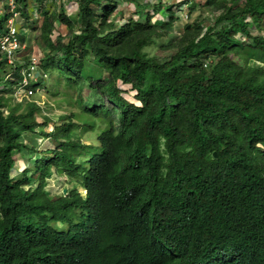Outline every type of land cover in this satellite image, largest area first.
Returning a JSON list of instances; mask_svg holds the SVG:
<instances>
[{
  "label": "trees",
  "instance_id": "16d2710c",
  "mask_svg": "<svg viewBox=\"0 0 264 264\" xmlns=\"http://www.w3.org/2000/svg\"><path fill=\"white\" fill-rule=\"evenodd\" d=\"M126 1L138 19L121 0H78L77 19L35 1L48 51L33 78L27 51L0 53V264H264V0L193 4L213 19L182 32L175 3ZM62 81L77 111L22 165V136L50 123L35 96ZM60 176L86 194L53 199Z\"/></svg>",
  "mask_w": 264,
  "mask_h": 264
},
{
  "label": "rangeland",
  "instance_id": "374dc122",
  "mask_svg": "<svg viewBox=\"0 0 264 264\" xmlns=\"http://www.w3.org/2000/svg\"><path fill=\"white\" fill-rule=\"evenodd\" d=\"M141 1H147V0H141ZM156 1L157 0H152L151 2L156 3ZM166 1H168V0H166ZM169 1L172 3H175L178 6V7L176 5L172 6V8H173L172 10L174 12H176L178 14V16L180 15V17H181V19L178 21L179 24L178 23L176 24V28L179 29V32H182L181 28H183V26L186 25V23H188V22L192 23L193 21H196V19L199 21V20H202L205 18L204 19V25H207L208 22L212 21L211 19H213V15L210 13V11L206 7L205 8L196 7L193 10V13L190 14L189 8H188L190 5L185 6V7L182 6V8H181V4L178 5L179 0H169ZM206 1L207 0H197L193 4L204 5L206 3ZM62 2H63V0H62ZM46 3H45V6H46ZM48 3H49V1H48ZM128 3H129L128 5H126V4L121 5L118 10H120L121 8H122V10L129 8L131 11H134L135 8L133 7L132 3L131 2H128ZM27 4H29V8L27 9L29 13L27 12V15L21 16V18L23 20L21 23V26L25 25L27 27V24H28V28L26 29V32H25L27 35V39L25 42L27 44V48L23 52L27 51L29 53L30 59L33 56L36 57L37 59H39L40 57H42V54H45V52L48 51V48L43 43V40L41 37V30L39 28H37L38 24L33 22V18H35L38 15L35 13H32V12H35V8H33V9L30 8L32 6L31 0H29L27 2ZM56 4H58V2ZM64 4L66 5L65 8H71L72 10H75V8H76V6L73 4H70V2L62 3V5H64ZM193 4H191V5H193ZM53 6L57 7L55 4H50V3L47 4V10L53 9ZM55 7L53 9L54 12H56ZM162 8H164V10L162 9V11H160V15H162L164 18H166L167 13H168V9H170V6L168 4H163ZM181 9H183V10L181 11ZM130 10H127L126 13H124V19L126 20V19H129L131 17L138 19V16L133 15V12H131ZM100 11L101 10L99 9L98 12H100ZM140 14L143 15L141 11H140ZM117 17H118V15H117ZM26 22H27V24H26ZM55 25H56L55 30L57 33H62L64 35H66L69 32V28L65 25V23H62L61 21L56 20ZM253 31H254V33L258 34L256 32V30H253ZM263 34H264V30H263ZM67 37L68 36H66V38ZM148 51L152 55H158V56L165 55L164 54L165 52L161 49L149 48ZM19 57L20 56L17 55L16 60L20 59ZM50 85H53V83L51 82ZM38 92L39 93H37L35 96L36 97L35 101H37V103L43 108L42 109L43 111L41 114L36 116V121L38 123H45L46 119H50V123L48 124V127H46V126L38 127L35 130V133H30V134H26V135L22 136L21 141L27 140L35 148L34 151H30L29 154L23 158H21L20 155L17 156L18 158L21 159L20 162L22 165H25L26 162H28L30 159L33 160L35 158L36 159L41 158V156H43L45 153H48V151H50V149H55V147H57V143L55 142L54 139H52L53 137L48 136V137L44 138L45 135L43 136V135H41V133L52 132L56 125H60L64 122L61 120L62 116H68L71 112L77 111V103L75 101V98H77L76 91H75V93H74L75 95H74L73 91L68 89L63 81L58 83V84H54L53 88L49 89V92L45 89L43 91L39 90ZM85 96H87V92L85 93ZM25 97H26V95L24 94V92L22 90H16L14 92V100L12 101V103L16 104L19 102H24ZM27 99H29V98H26V100ZM93 140H94L93 135L90 136V135H86V134L83 135L82 139H81V141L83 143H87V144L94 143ZM85 160H87L86 157L84 158V161ZM34 185L36 186L35 183H34ZM48 189H50V190L52 189L51 195H52L53 199L59 197L62 194V192L64 191V189L66 191H70L72 189H77L79 191V193L82 194L83 196L86 194V191H85L83 186H81L75 182H73V183L66 182L65 176H60V179L57 181H53L51 179V184L48 187Z\"/></svg>",
  "mask_w": 264,
  "mask_h": 264
},
{
  "label": "built area",
  "instance_id": "2783aa9c",
  "mask_svg": "<svg viewBox=\"0 0 264 264\" xmlns=\"http://www.w3.org/2000/svg\"><path fill=\"white\" fill-rule=\"evenodd\" d=\"M23 1L24 0H0V20L5 17L7 18L3 28L0 26V53L7 58L9 64H13L16 56L26 49L25 43H23L19 38V36H24L26 34L25 32L27 29L25 25L21 26V23L23 21L21 18V16H23V11L20 10V8L23 5ZM48 1L50 4H55L57 6H53V9L54 7L56 8L57 13L60 12L61 7H63L64 13L67 16L73 19H77L76 16L78 15V0H63V2L62 0H46V6L47 4H49ZM182 1L183 0H179L178 3ZM196 1L197 0H189V5L193 4ZM57 2L58 4H56ZM64 2H70V4L75 5V10H72L71 8H65L66 5H62V3ZM53 9H50L51 11L49 10V14L55 13ZM151 14H153V12H151ZM38 64L39 59L33 56L30 59L29 69L32 72L28 74L29 77L33 78V72H35ZM34 77L36 79V75ZM45 77L46 75H44V78ZM24 81H27V79L25 78ZM27 93L29 95H32V91L30 90H27Z\"/></svg>",
  "mask_w": 264,
  "mask_h": 264
},
{
  "label": "clouds",
  "instance_id": "9594fccd",
  "mask_svg": "<svg viewBox=\"0 0 264 264\" xmlns=\"http://www.w3.org/2000/svg\"><path fill=\"white\" fill-rule=\"evenodd\" d=\"M28 1H29V0H27V2H28ZM35 1H36V0L31 1V2H32V6L30 7L31 9L35 8L34 6L37 5ZM45 1H46V0H44V3H43V4H44V7H45L46 10H47V6H45ZM121 1H122V2L120 3V6L123 5V4H126V5L129 4L126 0H124V1L121 0ZM27 2L24 0V1H23V5L21 6L22 9L20 8V10L23 11V16L27 15V12H28L27 9L29 8V4H27ZM147 2L153 3V2H151V1H149V0H147ZM168 2H169V1H168ZM180 3H181V2H180ZM24 4H27V9L24 8ZM120 6L118 7V9L120 8ZM185 6H189V5H185ZM185 6H184V7H185ZM190 6H191V5H190ZM190 6H189V7H190ZM118 9H117V10H118ZM121 9H122V8H121ZM121 9H120V10H121ZM120 10H118V11H120ZM163 10H164V9H163ZM47 11H48V13H49V10H47ZM122 11H123V10H122ZM161 11H162V10H161ZM184 11H185V10H184ZM31 12H32V11H31ZM28 13H29V12H28ZM35 14H37L38 16H36L35 18H33V22L36 23V24H38V25H37V26H38L37 28L40 29L39 26H40V21H41V19H40V18H41V15H40V13H35ZM57 14H58V13L56 12V15H57ZM49 15H51V14H49ZM135 16H137V15H135ZM160 16L163 17L162 15H160ZM179 16H180V15H179ZM5 18H6V17H5ZM5 18H2V19L0 20V22H1L3 19H5ZM131 18H132V17H131ZM133 18H134V17H133ZM6 19H7V18H6ZM180 19H181V17L179 18V20H180ZM179 20H178V21H179ZM5 21H6V20H5ZM5 21L3 22L2 26H4ZM26 24H27V22H26ZM178 24H179V23H178ZM27 28H28V24H27ZM27 33H28V32H27ZM260 34H261V35H264V34H263V31H262V33H260ZM24 36H27V35L25 34ZM23 43H24V42H23ZM25 45H26V48H27V44H26V43H25ZM15 60H16V59H15ZM37 67H38V66H37ZM35 71H36V70H35ZM35 75H36V79H37V74H35ZM46 78H47V76L45 77V79H46ZM26 92H27V91H25L24 94L26 95V98H29L31 95H29V94L26 93ZM27 96H28V97H27ZM63 193L65 194V193H67V191H66V192L63 191Z\"/></svg>",
  "mask_w": 264,
  "mask_h": 264
},
{
  "label": "crops",
  "instance_id": "0c3cea01",
  "mask_svg": "<svg viewBox=\"0 0 264 264\" xmlns=\"http://www.w3.org/2000/svg\"><path fill=\"white\" fill-rule=\"evenodd\" d=\"M149 1H150V0H149ZM151 1H152V0H151ZM160 1H166V0H157L156 3L160 2ZM146 2H147V1H146ZM167 2H168V1H167ZM131 3H132V2H131ZM144 3H145V2H144ZM169 3H170V1H169ZM132 5H133V7L135 8V4L132 3ZM121 10H122V9H121ZM121 10H120V12H121ZM127 10H130V9H129V8L124 9L123 12L126 13ZM130 11H131V10H130ZM135 11H136V10L131 11V12H135ZM133 14H134V13H133ZM118 19H119V15H118Z\"/></svg>",
  "mask_w": 264,
  "mask_h": 264
},
{
  "label": "water",
  "instance_id": "95a60500",
  "mask_svg": "<svg viewBox=\"0 0 264 264\" xmlns=\"http://www.w3.org/2000/svg\"><path fill=\"white\" fill-rule=\"evenodd\" d=\"M64 192H66V190L64 189Z\"/></svg>",
  "mask_w": 264,
  "mask_h": 264
}]
</instances>
